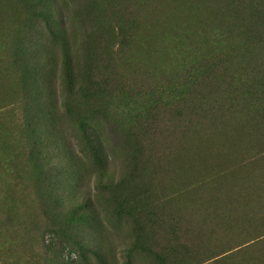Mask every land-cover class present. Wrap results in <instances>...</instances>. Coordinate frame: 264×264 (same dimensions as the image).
<instances>
[{"label":"rangeland","instance_id":"rangeland-1","mask_svg":"<svg viewBox=\"0 0 264 264\" xmlns=\"http://www.w3.org/2000/svg\"><path fill=\"white\" fill-rule=\"evenodd\" d=\"M158 11L0 0V264H264V0Z\"/></svg>","mask_w":264,"mask_h":264},{"label":"bare ground","instance_id":"bare-ground-1","mask_svg":"<svg viewBox=\"0 0 264 264\" xmlns=\"http://www.w3.org/2000/svg\"><path fill=\"white\" fill-rule=\"evenodd\" d=\"M149 3L151 5H156L158 6V13H157V18L159 20L160 23H163V24H167L169 26H171V24L174 26L173 28H181L184 30L185 28H183L184 25H188V23H190V21L188 20L189 17H195L196 18V14H200L201 15V5L204 4L207 0H148ZM224 1V0H222ZM209 2V1H208ZM219 2V1H218ZM215 3V2H214ZM222 3V2H221ZM220 3V5H221ZM209 4V3H208ZM219 5V4H217ZM214 7V6H213ZM207 10V9H206ZM215 11V10H213ZM212 12V11H211ZM206 14V13H205ZM214 14V13H213ZM211 16V15H210ZM214 16V15H213ZM225 16V15H224ZM223 16V17H224ZM198 17V16H197ZM202 17V16H201ZM197 19V18H196ZM200 19V18H199ZM224 19V18H222ZM228 19V18H227ZM195 20V19H194ZM226 21V20H225ZM195 23V22H194ZM199 23V22H198ZM228 23V21H227ZM189 26V25H188ZM205 26V25H204ZM191 29V28H190ZM194 29V27H193ZM188 30V29H186ZM185 30V31H186ZM184 31V32H185ZM187 32V31H186ZM193 32V30L191 31ZM196 32V31H195ZM201 33V32H200ZM179 34V33H177ZM185 34V33H183ZM189 34V33H188ZM191 34V33H190ZM159 35V34H157ZM187 35V34H186ZM201 35V34H200ZM168 36V34H167ZM166 36V37H167ZM181 36V35H180ZM179 39V36H177ZM182 37V36H181ZM186 37V36H185ZM172 38V37H171ZM192 38V37H191ZM170 39V38H169ZM186 39V38H185ZM183 38V40H185ZM194 39V38H192ZM181 40V39H180ZM173 41V40H172ZM186 41H188V39H186ZM171 42V41H170ZM183 42V41H182ZM181 42V43H182ZM185 42V41H184ZM183 42V43H184ZM168 43V42H166ZM196 43V42H195ZM149 44V43H147ZM178 44V43H177ZM188 44V43H187ZM172 47V46H169V48ZM161 48H162V45H161ZM160 48V49H161ZM168 49V47L166 48V50ZM147 50V49H146ZM166 50H165V53H166ZM164 50H162L161 53H163ZM168 53V51H167ZM163 55V54H161ZM228 139V138H227ZM223 147V146H222ZM228 148V147H227ZM202 181V180H201ZM241 182V181H240ZM239 183V182H238ZM252 183V182H251ZM241 185V184H240ZM250 186V185H249ZM248 186V187H249ZM247 187V188H248ZM257 187V186H255ZM250 188V187H249ZM245 189V188H243ZM242 189V190H243ZM251 190V189H250ZM241 191V190H240ZM208 193V192H207ZM242 193V192H241ZM240 193V194H241ZM244 193V192H243ZM248 193V192H247ZM257 193V192H256ZM258 194H259V191H258ZM211 196V195H210ZM245 196V195H244ZM243 196V197H244ZM217 196H215L216 198ZM259 197V196H258ZM252 198V197H251ZM253 199V198H252ZM242 202V201H241ZM250 202V201H249ZM213 203V202H212ZM251 203V202H250ZM248 204L251 206V204ZM254 203V202H253ZM236 204V203H235ZM229 205V204H228ZM247 205V206H248ZM253 205V204H252ZM226 206V205H225ZM239 206V205H238ZM242 206V205H241ZM233 207V206H232ZM255 207V206H254ZM261 207V206H259ZM218 209V208H217ZM222 209V208H221ZM258 209V210H257ZM236 210V208H235ZM262 210V208L260 209ZM259 208H256V211H260ZM261 212V211H260ZM217 214V213H216ZM231 214V213H230ZM252 214H254V210L252 212ZM252 214L250 215L252 217ZM237 215H238V212H237ZM232 216V214L230 215V217ZM246 216V215H245ZM228 216L226 215V218ZM229 218V217H228ZM233 218V217H232ZM231 218V219H232ZM250 218V217H249ZM236 220V218L234 219V221ZM240 220V218H239ZM251 220V219H250ZM231 221V220H230ZM247 221V220H246ZM237 222V221H236ZM234 222V223H236ZM224 226V225H223Z\"/></svg>","mask_w":264,"mask_h":264}]
</instances>
